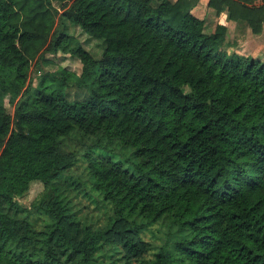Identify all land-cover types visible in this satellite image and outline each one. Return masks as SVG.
I'll return each mask as SVG.
<instances>
[{
	"label": "trees",
	"instance_id": "1",
	"mask_svg": "<svg viewBox=\"0 0 264 264\" xmlns=\"http://www.w3.org/2000/svg\"><path fill=\"white\" fill-rule=\"evenodd\" d=\"M53 1L0 0V264H264V54L223 48L227 19L262 31L264 0H207L210 32L201 0ZM68 21L104 40L100 57ZM59 49L83 62V98L64 67L29 78ZM87 185L104 224L74 206ZM157 223L160 244L144 236Z\"/></svg>",
	"mask_w": 264,
	"mask_h": 264
},
{
	"label": "rangeland",
	"instance_id": "2",
	"mask_svg": "<svg viewBox=\"0 0 264 264\" xmlns=\"http://www.w3.org/2000/svg\"><path fill=\"white\" fill-rule=\"evenodd\" d=\"M54 6L61 11L66 5L70 3V0H65L63 2L59 1H53ZM213 15H216V11L213 8L212 10ZM213 15L206 16V23H205V31L210 32L212 29V19ZM218 17V16H217ZM58 20V15H56V22ZM229 20L233 19H227V24ZM215 22V21H214ZM67 32L70 34H73L78 40L81 41L83 46L89 50L94 57H100L103 53L105 42L101 38H95L89 35L87 32H85L82 27L74 22L68 21L67 22ZM233 28H228L227 26V36L223 45V48L228 51V53H232L233 51L239 53L242 56H257L258 53H261L259 55H263L264 53V38L258 37L254 40H250L249 36L247 34H252V30L249 27V25L244 20H239L238 22V29L232 30ZM262 32V31H261ZM259 32V34L261 33ZM254 34V33H253ZM255 36V34H254ZM263 44V45H262ZM263 46V47H262ZM258 51L259 52H255ZM256 53V54H255ZM46 57L51 60V62H47L42 60L41 58H33L31 60V67L29 72V78H31V82L36 85L39 83V80L42 78V75L44 73H51V75L61 76L62 70L61 67H64L67 72V86L66 91L68 93V96L71 99L74 98H83L87 94V89L84 85H81L78 82L77 75L81 74L83 69V62L71 55L68 52H64L61 49H59L57 52H48L46 54ZM50 86L55 85V81H45ZM1 101L6 105V107L9 109L11 113H14L15 107H16V101L14 103H11L9 101V94L4 93L1 95ZM100 151V150H98ZM103 153H105V149L102 150ZM122 150L114 145L113 149L107 150L106 153H109L111 155H114L115 158L122 156L121 152ZM83 153V152H81ZM86 164V161L83 160L82 156H78L77 165L74 167L75 174H82L84 165ZM43 189V184L40 181H34L31 183L30 189L28 192L24 193L23 195H20L17 197V200L25 205L30 206L31 201L38 195V193ZM87 192L85 193L84 190L77 191L75 189H72L71 195L74 202V206L76 209L79 210L80 215L84 216L85 219L88 221H91L98 224H104L108 217L112 214L113 210L112 207L109 205H103L102 203H97L91 194V196L88 194L90 190L89 186H86ZM162 226H160L158 223L155 224L151 230L146 231L144 236L145 238L153 241L154 243L160 244L162 242V239L165 238V233L162 230ZM104 264H121V261H113L109 263L107 260L104 262ZM131 264H138L137 261H134Z\"/></svg>",
	"mask_w": 264,
	"mask_h": 264
},
{
	"label": "crops",
	"instance_id": "3",
	"mask_svg": "<svg viewBox=\"0 0 264 264\" xmlns=\"http://www.w3.org/2000/svg\"><path fill=\"white\" fill-rule=\"evenodd\" d=\"M206 3H207V0H201V3L200 4H198V6H197V8L196 9H200V8H202V9H206V16H208L209 14L210 15H213V13H212V10H213V8L212 7H208L207 5H206ZM207 7V8H206ZM204 11V10H203ZM217 19H218V17L216 16V15H213V19H212V27H211V29L213 28H215V26H216V23H217ZM215 21V22H214ZM238 22H239V20H229L228 21V24H227V26H228V28H229V30H230V28H233L232 30H237L238 29ZM212 29V30H213ZM254 34H255V36H254ZM252 33V34H247L248 36H249V39L250 40H254V39H256V38H258L259 36L260 37H263L264 38V25H263V29H262V32L259 34V33ZM227 36V35H226ZM263 45V44H262ZM263 47V46H262ZM260 50V49H259ZM259 50L258 51H256V49H255V52H259ZM256 54V53H255ZM259 54H261V53H258V55ZM264 54V53H263Z\"/></svg>",
	"mask_w": 264,
	"mask_h": 264
}]
</instances>
